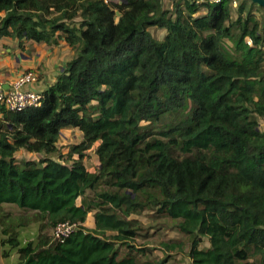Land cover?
Masks as SVG:
<instances>
[{
    "label": "trees",
    "instance_id": "1",
    "mask_svg": "<svg viewBox=\"0 0 264 264\" xmlns=\"http://www.w3.org/2000/svg\"><path fill=\"white\" fill-rule=\"evenodd\" d=\"M171 2L0 0V39L65 41L75 53L39 106L0 109V208L32 212L0 217V259L141 264L117 244L137 236L131 214L156 208L180 219L192 264H264L263 27L247 0L235 19L234 0ZM69 128L82 141L63 154ZM96 143L92 173L84 159ZM21 149L44 156L18 160ZM64 222L79 227L63 241L44 234ZM31 223L39 230L25 236Z\"/></svg>",
    "mask_w": 264,
    "mask_h": 264
},
{
    "label": "rangeland",
    "instance_id": "2",
    "mask_svg": "<svg viewBox=\"0 0 264 264\" xmlns=\"http://www.w3.org/2000/svg\"><path fill=\"white\" fill-rule=\"evenodd\" d=\"M247 1H248L247 5L251 8L252 14L254 15V17H256V19L259 20L264 31V9L250 0ZM123 2H125V0H123L121 3ZM242 2L243 0H237V5L236 6L232 5L233 19H235L237 8ZM164 5L165 8L172 9L171 0H164ZM202 13H204V11L199 14ZM77 20L79 21L78 18ZM149 31L157 40H163L164 36L166 35L165 29H161L157 27H151L149 28ZM6 39L7 40L2 45L1 49L6 50L14 46L11 49L15 50L18 45L19 50L22 51L27 57H31L32 54H35L37 52L36 50L31 49L30 46L27 45V42H23L22 45H19L17 39H12V38H6ZM227 43L230 45V42ZM38 44H44V43H38ZM66 46L68 47L69 50H67V52L66 51L62 52L61 55L63 54L64 59L69 61L75 56V53L67 44ZM44 50H46L47 53L49 54V57L44 58V59L48 58L47 61L49 63V60L51 59V49L48 48L47 46H44L43 51ZM43 54L45 55V52ZM66 62H64V64L62 65L56 64L58 66V70H57L58 72L62 70V67L65 66ZM49 64L52 66L53 65L52 61ZM35 68L28 71H33L37 74H40L39 71H37ZM53 73H55V71H53ZM38 76H39V80L43 79V74ZM174 120H175L174 116L167 115L166 117L163 118L162 124L171 123ZM258 121H259L260 130L264 132V119L259 118ZM81 141H82V133L75 128H69L62 131L57 145L60 148V151L63 154H66L69 151V147L71 145L79 144ZM98 145L99 143H96L90 150H88L86 152V158L84 159L86 168L88 169V171L92 173L93 172L95 173L100 165L98 155L96 154V149ZM43 156L44 155L42 154L40 155L36 153H31L24 149H21L16 153V158L18 160L32 159L37 161ZM75 158H77V156H75ZM104 188H105L104 186H101L100 190ZM77 203L80 204L81 199H78ZM31 215H32L31 211L21 210L16 205L4 204L0 208V217L6 216L9 219V221H13L16 224L17 222L20 221L19 220L20 218L26 220L29 217H31ZM128 219L137 220L139 222V230L137 231V236L134 239L128 240L131 247L125 245L124 242H119V244H117V248L119 249L120 252V257H123L127 254H131L136 258L137 262L141 264H146L150 262L151 263L160 262L163 260L165 261V264H192V260L189 254L191 239L188 235L182 233L179 230L177 225L180 219L175 220L163 213H159L156 208L146 209L143 212L137 214L135 213L131 214ZM43 225L47 226L48 224L46 222H43ZM39 226L40 224L31 223L26 228L29 231H27L25 236H27L30 233L36 234L39 230ZM84 227L87 230H93L95 228L94 213H91L90 215L87 216L86 222L84 223ZM52 233H53V228L52 229L48 228L44 232V234L48 235L51 238H52ZM0 235H1V230H0ZM166 244L169 245L181 244V246H177L176 249L171 250L165 247ZM208 247H209L208 239L203 238L199 248L206 249Z\"/></svg>",
    "mask_w": 264,
    "mask_h": 264
},
{
    "label": "crops",
    "instance_id": "3",
    "mask_svg": "<svg viewBox=\"0 0 264 264\" xmlns=\"http://www.w3.org/2000/svg\"><path fill=\"white\" fill-rule=\"evenodd\" d=\"M6 40H7L6 38L0 39V87H3L4 89L8 90V88L20 75H22L24 72L28 70H32L35 67H37L35 69L39 71L40 74L38 75L43 74V79L41 80L38 79V82L33 84L30 88L43 95V92L56 82L58 75L63 70L62 69L60 72H58L57 71L58 66L56 64L62 65L64 64V62L68 61L64 59L63 54L61 55L62 52L64 51L67 52V50H69L68 47L66 46L67 43L65 41H60L59 44L57 45H47V44H38L32 41H25L27 42V45L30 46L31 49L37 51L35 54H32L31 57H27L22 51L19 50L18 45L15 50L11 49L14 46L6 50L1 49L2 45L6 42ZM44 46H47L48 48L51 49L50 60L53 63L52 66L49 64L51 63L50 60L48 63L47 61L48 58L44 59L45 57H49L47 51L46 50L43 51ZM44 52L45 55L43 54ZM53 71H55V73H53ZM91 213H89L88 215H90ZM0 240H1V235H0ZM18 261L19 259L16 251H12L8 257H1L0 264H18Z\"/></svg>",
    "mask_w": 264,
    "mask_h": 264
},
{
    "label": "built area",
    "instance_id": "4",
    "mask_svg": "<svg viewBox=\"0 0 264 264\" xmlns=\"http://www.w3.org/2000/svg\"><path fill=\"white\" fill-rule=\"evenodd\" d=\"M105 3H121L123 0H103ZM222 0H201V2L219 3ZM233 5H237L234 0ZM39 76L33 71H26L20 75L8 90L0 87V109L8 111H22L30 107L39 106L43 95L30 87L37 83ZM79 225L71 222L60 223L53 228V239L63 241L78 229Z\"/></svg>",
    "mask_w": 264,
    "mask_h": 264
},
{
    "label": "water",
    "instance_id": "5",
    "mask_svg": "<svg viewBox=\"0 0 264 264\" xmlns=\"http://www.w3.org/2000/svg\"><path fill=\"white\" fill-rule=\"evenodd\" d=\"M126 1V0H125ZM264 9V0H250Z\"/></svg>",
    "mask_w": 264,
    "mask_h": 264
}]
</instances>
